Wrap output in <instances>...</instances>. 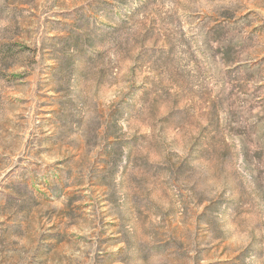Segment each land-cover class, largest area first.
Wrapping results in <instances>:
<instances>
[{"label": "rangeland", "instance_id": "rangeland-1", "mask_svg": "<svg viewBox=\"0 0 264 264\" xmlns=\"http://www.w3.org/2000/svg\"><path fill=\"white\" fill-rule=\"evenodd\" d=\"M123 1L0 0V264H264V0Z\"/></svg>", "mask_w": 264, "mask_h": 264}, {"label": "trees", "instance_id": "trees-1", "mask_svg": "<svg viewBox=\"0 0 264 264\" xmlns=\"http://www.w3.org/2000/svg\"><path fill=\"white\" fill-rule=\"evenodd\" d=\"M118 2L119 4H122L124 1L123 0H113ZM74 25H70L69 29L67 31H65L67 34L65 35V37L69 36L71 38L74 39V43H72L73 46H75V50L78 51V47H77V43L79 41V37L81 36L80 31L78 30V27L76 28V31L74 29ZM80 29V28H79Z\"/></svg>", "mask_w": 264, "mask_h": 264}]
</instances>
